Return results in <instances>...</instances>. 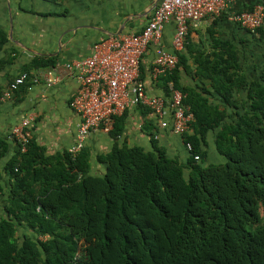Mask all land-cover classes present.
Listing matches in <instances>:
<instances>
[{"label":"trees","instance_id":"1","mask_svg":"<svg viewBox=\"0 0 264 264\" xmlns=\"http://www.w3.org/2000/svg\"><path fill=\"white\" fill-rule=\"evenodd\" d=\"M6 42L0 30V50ZM223 52L197 72L229 103L232 85L247 81ZM247 101L227 122L206 98L185 96L194 115V133L182 135L192 145L185 163L158 145L117 148L104 175L91 176L83 148L75 160L66 154L46 187L35 181L51 170L35 166L31 143L24 153L18 146L6 197L0 173V264H264V222L251 214L264 194V75ZM209 130L222 163H206Z\"/></svg>","mask_w":264,"mask_h":264},{"label":"crops","instance_id":"2","mask_svg":"<svg viewBox=\"0 0 264 264\" xmlns=\"http://www.w3.org/2000/svg\"><path fill=\"white\" fill-rule=\"evenodd\" d=\"M158 1L0 0V30L7 36V42L0 50V173L5 197L10 193L12 180L6 169L7 163L12 157L19 158L18 142L11 137L14 125L25 116L32 118L27 129L31 159L37 168L52 172L43 173L44 181L36 180L35 183L46 187L57 183L54 175L65 164L68 149L75 143L79 122L71 106L77 82L64 64L88 57L96 43L110 36L140 33ZM255 6L264 9V0H235L228 10H252ZM174 30L173 21L166 23L159 43L150 44L141 59L140 80L145 92L169 99V83L174 84L175 80L177 89L184 90L185 96L206 98L208 104L227 113L224 121L236 120L237 112H244L249 105L250 83L259 81L264 75V32H252L225 15L205 18L191 25L184 48L175 51L171 44ZM160 46L177 59L172 73L174 80L170 78L172 74L152 76L153 61ZM220 51H224V58L228 53L233 56L240 75L247 81V84L232 85L229 103L215 90L210 78L197 72L201 63L214 59ZM23 71L29 72L37 81L29 79L19 85L10 98L1 99L8 84ZM164 118L170 120L167 113ZM158 120L148 108L130 106L113 119L108 133L100 129L91 131L83 147L89 154L87 174L104 175L107 156L117 148L138 147L153 151L158 145L169 157L185 163L190 154L183 136L170 128L162 129ZM188 133L193 134L194 129ZM216 133L217 130H209L201 142L206 163L225 160L217 151Z\"/></svg>","mask_w":264,"mask_h":264},{"label":"built area","instance_id":"3","mask_svg":"<svg viewBox=\"0 0 264 264\" xmlns=\"http://www.w3.org/2000/svg\"><path fill=\"white\" fill-rule=\"evenodd\" d=\"M235 0H159L152 9L151 18L140 33L117 34L96 43L92 53L83 59L64 64L74 75L77 89L72 97L71 106L79 117L76 126L75 143L68 154L75 160L84 147L86 136L93 130L109 132L113 119L128 107L142 105L159 118L160 127L170 128L174 133H188L194 120L193 112L183 100L185 93L169 83L170 97L151 96L145 92L140 80V65L143 55L152 43H159L166 23L173 21L175 30L172 47L175 51L184 48L191 25L205 18L225 15L227 19L252 32L264 31V9L255 6L252 10L230 12V4ZM175 55L161 46L153 61L152 76H170L176 66ZM37 78L29 72L18 73L8 84L1 99L10 98L14 90L25 81ZM169 115L170 120L164 118ZM32 123L30 116L23 117L14 125L11 137L19 144V151L26 152L29 137L27 129ZM185 147L192 150L187 142ZM196 160L199 159L195 155Z\"/></svg>","mask_w":264,"mask_h":264},{"label":"rangeland","instance_id":"4","mask_svg":"<svg viewBox=\"0 0 264 264\" xmlns=\"http://www.w3.org/2000/svg\"><path fill=\"white\" fill-rule=\"evenodd\" d=\"M257 197V201L254 202L252 205V217L255 219H261L262 222H264V194L261 192Z\"/></svg>","mask_w":264,"mask_h":264}]
</instances>
